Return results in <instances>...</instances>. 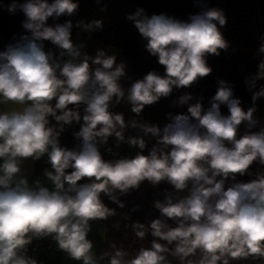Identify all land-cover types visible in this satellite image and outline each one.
Instances as JSON below:
<instances>
[{"label":"clouds","instance_id":"9594fccd","mask_svg":"<svg viewBox=\"0 0 264 264\" xmlns=\"http://www.w3.org/2000/svg\"><path fill=\"white\" fill-rule=\"evenodd\" d=\"M201 4L197 0V6ZM78 8L74 0H12L7 5L10 13L24 14L22 28L28 34L0 51V104L20 106L0 111V264H38L27 255V246L34 238L47 236L71 259L98 264L93 242L87 238L90 221L115 214L102 202L101 193L123 207L113 193H127L144 181L154 186L166 181L177 192L187 189L188 194L175 200L169 194L163 202H155L161 218L147 228L133 225L139 239L150 230L155 238L151 247H142L129 258L127 251L113 245L115 250L100 259L107 257L108 264H170L165 255L170 253L181 264H230L231 260L264 258V173L250 182H236L237 174L251 175L254 162L264 165V128L250 131L258 123L255 107L245 111L233 97L231 85L220 80L208 109L201 102L190 104L187 114H169L170 122L163 128L136 119L126 123L122 113L110 111L113 100L119 104L126 97L131 111L139 116L145 106L168 97L174 88L189 87L208 76L212 69L207 56H218L228 48L220 31L226 24L223 11L205 7L187 20L166 14L149 16L142 8L129 15L164 73L149 71L125 91L120 83L126 75L123 62L117 63L115 55L103 50L95 57L83 54L81 59L79 46L71 38L74 26L92 31L102 27L101 20L47 23L50 17H71ZM44 41L60 49L59 57L45 50ZM259 52L264 53V43ZM261 79L264 60L247 81L249 90ZM261 97L264 85L254 91L253 104ZM192 99L185 94L179 104ZM81 104L85 105L83 117L78 111ZM222 105L228 115L222 114ZM49 117L58 128L50 126ZM81 119L80 130L74 134L81 141L78 149L62 147L63 126ZM242 123L249 131L240 135ZM129 125L156 138V146L148 155L138 152L133 158L103 159L98 144L113 135L124 141ZM127 142L146 148L140 136ZM45 154L51 170L46 169L44 176L51 189L40 180L30 186L19 175L24 159L39 160ZM85 178L89 182L79 183ZM229 179L232 183L226 187ZM173 244L170 249L168 245ZM197 252L198 260L188 259Z\"/></svg>","mask_w":264,"mask_h":264},{"label":"trees","instance_id":"16d2710c","mask_svg":"<svg viewBox=\"0 0 264 264\" xmlns=\"http://www.w3.org/2000/svg\"><path fill=\"white\" fill-rule=\"evenodd\" d=\"M108 0H74L79 4L77 12L69 16H61L58 19L50 17L47 23L54 26L57 23H64L71 20L76 22L84 18L93 10L106 3ZM12 0H0V35L2 38L1 50L4 51L9 44H14L22 34H28L22 28V22L25 20L24 14L17 10L15 14L7 10V5ZM25 0H18V3H24ZM52 0H49L51 3ZM201 7L197 6V0H137L135 6L129 10L122 11L108 21L102 23L100 29H94L89 32L78 45L79 50L89 57H95L98 51H105L107 55H115L116 62L125 64V77L121 78V85L125 91L131 83L137 79H143L149 71H156L163 75L164 67L160 65L157 58L150 55L146 50V40L139 34L133 21L127 17L134 14L137 9L142 8L149 16L153 14H166L180 20H187L190 14H196L203 8H218L223 11L226 17V24L220 28L223 37L228 42L226 50H220V54L208 55L207 64L212 69L206 77L199 78L191 86L186 88H174L168 97H162L157 103L145 106L142 113L137 116L131 111V105L125 99L119 104L113 100L110 105V111L122 113L126 123L136 119L139 123L155 124L163 128L170 122L169 114H187L190 104L201 102L204 109L211 106V99L215 95L219 81L223 80L231 85L233 97L241 101L242 108L246 111L250 107H255L254 119L258 121L255 128L250 131H259L264 128V97L252 101L254 91H258L261 85H264V79L257 81L256 88L249 90L247 81H249L258 72V64L264 60V53L259 52V47L264 40V0H201ZM76 27L72 29V34ZM45 50H52L56 57H59L60 49L49 41H44ZM93 67H96L93 65ZM185 94H191L193 99L188 104H179V99ZM55 101H53V105ZM73 107V106H69ZM85 105L81 104L78 111L83 117ZM221 112L228 115L226 106H221ZM50 126H56L54 118L49 117ZM80 122L73 121L71 124L64 125L63 132L59 137L62 147L68 149H78L81 141L74 134L80 130ZM249 129L242 123L239 134L243 135ZM140 136L146 141V148L141 150L138 146L128 144L129 137ZM124 141H117L116 137L110 136L104 144H98L102 158L107 161H114L120 158H133L138 152L148 155L153 146H156V138L144 133L139 128H133L130 125L124 130ZM109 151H106V149ZM51 170L47 154L39 160L33 161V175L39 180H44L45 170ZM71 171V170H69ZM251 175L237 174L236 182H250L255 179L257 174L264 173V165L258 161L250 166ZM29 175V174H28ZM89 182L87 178L79 183ZM232 183L229 179L226 181V187ZM173 199L183 197L188 194V190L177 192L172 185L163 181L158 185H152L148 181L140 184L139 188L129 189L127 193H121L116 190L113 195L123 204V207L112 201L107 195L101 193L102 202L110 209L114 210V215L107 219H98L107 226L104 238V244L99 256L98 264H108V258L100 259L105 252L112 253L115 249H123L129 253V258L134 256L142 247H151L155 239L149 230L144 239L136 237L133 231V225L136 223L144 224L147 228L151 221L161 218L158 209L155 208V202H163L167 195ZM168 224L175 227L173 220H167ZM166 244V241H158ZM115 245V249L113 248ZM173 249L175 245H168ZM170 264H181L179 257L170 253L165 254ZM44 254L40 255L38 262L43 263ZM199 252L188 259L198 260ZM230 264H264V258H252L231 260Z\"/></svg>","mask_w":264,"mask_h":264},{"label":"crops","instance_id":"0c3cea01","mask_svg":"<svg viewBox=\"0 0 264 264\" xmlns=\"http://www.w3.org/2000/svg\"><path fill=\"white\" fill-rule=\"evenodd\" d=\"M137 0H108L103 5L99 6L92 12H90L85 18L84 21L88 22L94 19H99L102 23L108 21L110 18L116 14L129 10L133 8ZM91 31H85L81 28L74 30L71 38L74 44L79 45L85 36ZM2 44V41H1ZM1 50V46H0ZM53 104V101H52ZM20 106L12 104H0V111H10V110H19ZM33 158L24 159L21 163V173L20 174H32L33 173ZM43 183L44 181L41 180ZM91 230L88 233V239L93 242V252L95 254V259L98 261L99 256L104 244L106 224L104 222L97 220L90 221ZM42 264H82V261H76L71 259L68 254L59 249L57 242L54 240L52 247L44 253L43 263Z\"/></svg>","mask_w":264,"mask_h":264},{"label":"built area","instance_id":"2783aa9c","mask_svg":"<svg viewBox=\"0 0 264 264\" xmlns=\"http://www.w3.org/2000/svg\"><path fill=\"white\" fill-rule=\"evenodd\" d=\"M106 151H109V149H107ZM19 175L25 177L28 180L30 186H33L34 182L36 180H39V178H37L33 174H29V175L19 174ZM53 242L54 239L52 236L34 238L32 242L27 246V255L38 261L40 255L44 254L52 247ZM38 264L40 263L38 262Z\"/></svg>","mask_w":264,"mask_h":264},{"label":"rangeland","instance_id":"374dc122","mask_svg":"<svg viewBox=\"0 0 264 264\" xmlns=\"http://www.w3.org/2000/svg\"><path fill=\"white\" fill-rule=\"evenodd\" d=\"M83 36H86V35H83ZM1 41H2V38H1V35H0V46H1ZM107 149H108V148H107ZM107 149H106V150H107ZM43 181H44L43 184H44L45 186L49 187L50 189L53 187V186L51 185V183L47 180V178H45Z\"/></svg>","mask_w":264,"mask_h":264},{"label":"water","instance_id":"95a60500","mask_svg":"<svg viewBox=\"0 0 264 264\" xmlns=\"http://www.w3.org/2000/svg\"><path fill=\"white\" fill-rule=\"evenodd\" d=\"M64 59L67 60V59H70V57L65 56Z\"/></svg>","mask_w":264,"mask_h":264}]
</instances>
